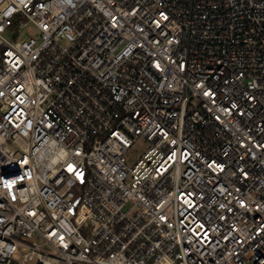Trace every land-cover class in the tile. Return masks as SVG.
<instances>
[{
  "label": "built area",
  "instance_id": "1",
  "mask_svg": "<svg viewBox=\"0 0 264 264\" xmlns=\"http://www.w3.org/2000/svg\"><path fill=\"white\" fill-rule=\"evenodd\" d=\"M0 264H264V0H0Z\"/></svg>",
  "mask_w": 264,
  "mask_h": 264
},
{
  "label": "rangeland",
  "instance_id": "2",
  "mask_svg": "<svg viewBox=\"0 0 264 264\" xmlns=\"http://www.w3.org/2000/svg\"><path fill=\"white\" fill-rule=\"evenodd\" d=\"M142 144L143 143L141 141L138 142V144H137L138 145V148H137L138 151L142 149V146H143Z\"/></svg>",
  "mask_w": 264,
  "mask_h": 264
}]
</instances>
